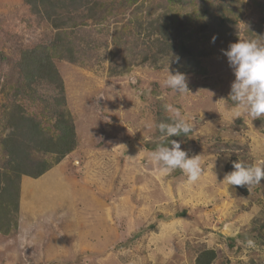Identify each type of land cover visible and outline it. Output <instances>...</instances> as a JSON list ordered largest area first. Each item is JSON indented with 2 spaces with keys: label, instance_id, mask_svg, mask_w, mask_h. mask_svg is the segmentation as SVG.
<instances>
[{
  "label": "rangeland",
  "instance_id": "1",
  "mask_svg": "<svg viewBox=\"0 0 264 264\" xmlns=\"http://www.w3.org/2000/svg\"><path fill=\"white\" fill-rule=\"evenodd\" d=\"M118 1L104 27H89V44L77 41L87 51L79 62L55 59L79 145L49 176L26 181L16 227L9 235L0 232V264H196L203 249L219 251L213 264H264V181L247 195L237 189L235 200L220 193L225 172L213 166L233 156L264 166V118L253 120L227 99L235 76L223 53L240 37L264 43V0H208L215 15L224 3L229 20L223 25L204 16L198 0ZM164 14L185 16L177 22H187L181 40L196 55L170 64V71L186 76L189 90L182 95L164 86L168 57L143 61L133 45L137 37L147 41L150 22ZM138 20L144 22L138 29L147 31L116 46L115 32L137 33ZM53 35L51 23L24 0H0V143L11 130L4 114L14 100L50 124L43 105L27 96L15 99L11 87L20 51ZM49 91L41 86L43 94ZM164 104L192 125L176 140L189 156L199 155L202 175L195 183L151 159L164 142L157 126L169 122ZM6 164L0 145V167ZM249 239L255 247L247 246Z\"/></svg>",
  "mask_w": 264,
  "mask_h": 264
},
{
  "label": "trees",
  "instance_id": "2",
  "mask_svg": "<svg viewBox=\"0 0 264 264\" xmlns=\"http://www.w3.org/2000/svg\"><path fill=\"white\" fill-rule=\"evenodd\" d=\"M117 0H24L31 11L39 17L51 23L54 35L50 42L40 43L20 51L18 60V79L14 84V98L19 95L27 96L32 102L43 105V114L50 116L49 126L37 114L25 112L21 104L15 100L11 108L4 114L5 127L10 132L2 139L0 145L6 153L7 164L0 167V232L9 235L13 226L16 227L19 220L20 191L23 176L39 178L54 166L59 164L67 155L77 149L78 134L75 122L67 110L65 85L63 78L55 63L56 58H63L77 63L81 60V54L87 51L80 48L77 41L91 42L93 25L104 27V23L111 13V5ZM170 2L188 4L185 0H169ZM204 6V16L219 20V24H226L229 17L224 14L225 5L220 4L219 15L213 14L208 0H198ZM138 0H120V5H133ZM159 16V15H158ZM185 16L163 15L150 22L148 40L139 42V37L133 43L135 53L142 56L143 61L157 63L159 55L168 57L178 56L179 62L187 56L195 58V53L181 40V27L187 22H177ZM144 22L137 21V29ZM208 22H204V27ZM124 30V31H123ZM115 32L113 41L116 46L123 43L127 36H142L143 31L129 32L123 29ZM117 31V29L115 30ZM83 35V36H81ZM123 36V37H122ZM79 47V48H77ZM127 51L133 49L127 48ZM175 60V59H174ZM179 62L176 64H179ZM49 86V94L41 92V86ZM177 136L171 139H177ZM38 155V158H35ZM239 160L245 164H254L239 156H233L226 164V171L233 170V161ZM237 189L247 195L249 189L246 186H236ZM183 215V213H182ZM14 223V224H13ZM219 251L215 249H203L198 252L196 264H213L219 257Z\"/></svg>",
  "mask_w": 264,
  "mask_h": 264
},
{
  "label": "clouds",
  "instance_id": "3",
  "mask_svg": "<svg viewBox=\"0 0 264 264\" xmlns=\"http://www.w3.org/2000/svg\"><path fill=\"white\" fill-rule=\"evenodd\" d=\"M215 39L216 37L213 36L212 42H215ZM223 53L235 76L227 99L253 120L264 118V43L240 37L223 50ZM173 59L179 62L178 56L172 55L169 58V74L164 80V86L182 95L189 90L188 83L184 73L170 71ZM164 109L169 114V122H161L157 126L164 142L151 153V159L161 165L164 171L179 169L187 177L188 183H195L202 175L199 155L189 156L188 152L182 149L180 141L169 140L174 136H188L192 131V125L172 104H164ZM239 114L238 111L237 115ZM228 155L230 156V153ZM262 181H264V166L249 165L239 160L233 161V170L226 173L222 180L228 186H247L249 190ZM246 243L248 247H255V242L251 239Z\"/></svg>",
  "mask_w": 264,
  "mask_h": 264
},
{
  "label": "crops",
  "instance_id": "4",
  "mask_svg": "<svg viewBox=\"0 0 264 264\" xmlns=\"http://www.w3.org/2000/svg\"><path fill=\"white\" fill-rule=\"evenodd\" d=\"M229 161V160H228ZM228 161H227V159H225L224 160V162L223 163H220L219 162V164L218 163H214L213 164V166H215V167H218V169L219 170H224V172H225V174L227 173L226 172V164L228 163ZM62 162V161H61ZM61 162L59 163V164H57L56 166L58 167L60 164H61ZM56 166H54V167H56ZM53 167V168H54ZM52 168V169H53ZM52 169H50L49 171H47L45 174H43L42 176H40L39 178H32V177H29V176H23V178H22V183H21V191L23 190V193L25 192V194L27 193V191H28V188H27V185H26V181H29V180H32V179H43V178H45V177H47V176H49L50 175V173L52 172ZM54 172V171H53ZM52 172V173H53ZM53 175V177L55 176V174H52ZM52 177V178H53ZM54 178H56V177H54ZM58 179H59V177H57ZM221 187L219 188V190H220V193H222V195H224V193H226V191L227 192H229L233 197H234V199L235 200H238L239 199V197H241L240 195H241V193L237 190V188H236V186L235 185H233V186H228L226 183H223V185L221 184L220 185ZM218 192V191H217ZM224 192V193H223ZM95 193V192H94ZM71 195V194H70ZM81 195L83 196L84 194L83 193H81ZM31 196V195H30ZM98 196V194H96L95 195V198L94 197H91V199L93 200V201H95V204H96V202H97V197ZM24 197V196H23ZM84 197H87V198H89V196H86V195H84ZM21 198H22V196H21ZM229 200H231V199H229ZM227 201L228 200H225V202L227 203ZM101 207H102V205H100ZM253 207V211H251V212H254V213H257L258 211H257V209H256V206L255 205H253L252 206ZM101 209V211H102V208H100ZM35 217V216H34ZM22 218V217H21ZM102 219V215H101V218H100V220ZM37 222V221H36ZM38 223V225L40 224L39 222H37ZM44 224H45V222H43ZM40 225H42V224H40ZM38 232H37V234L38 235H40V230H37ZM98 231V230H97ZM101 232V231H100ZM43 238V237H42ZM55 239H56V236H55Z\"/></svg>",
  "mask_w": 264,
  "mask_h": 264
},
{
  "label": "bare ground",
  "instance_id": "5",
  "mask_svg": "<svg viewBox=\"0 0 264 264\" xmlns=\"http://www.w3.org/2000/svg\"><path fill=\"white\" fill-rule=\"evenodd\" d=\"M259 188V187H258ZM234 240V239H233Z\"/></svg>",
  "mask_w": 264,
  "mask_h": 264
}]
</instances>
